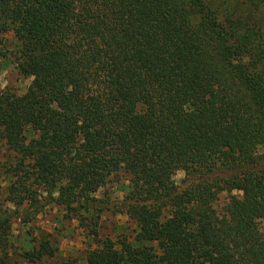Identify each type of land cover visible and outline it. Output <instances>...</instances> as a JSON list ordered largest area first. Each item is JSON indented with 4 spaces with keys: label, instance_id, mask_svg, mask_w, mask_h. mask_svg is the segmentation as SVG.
Instances as JSON below:
<instances>
[{
    "label": "trees",
    "instance_id": "trees-1",
    "mask_svg": "<svg viewBox=\"0 0 264 264\" xmlns=\"http://www.w3.org/2000/svg\"><path fill=\"white\" fill-rule=\"evenodd\" d=\"M8 33L32 80L0 93L11 203L83 211L99 238L87 215L123 174L136 235L85 264H264V0H0V61ZM57 253L44 239L21 257Z\"/></svg>",
    "mask_w": 264,
    "mask_h": 264
},
{
    "label": "rangeland",
    "instance_id": "rangeland-1",
    "mask_svg": "<svg viewBox=\"0 0 264 264\" xmlns=\"http://www.w3.org/2000/svg\"><path fill=\"white\" fill-rule=\"evenodd\" d=\"M20 43L13 33L6 35V47L10 55L8 60L0 61V93L11 91L23 95L31 85L32 80L20 75L11 56L19 49ZM13 162L14 156L0 143V215L8 216L11 221V237L6 249L0 245V256L8 252L14 264H29L21 257L24 252L38 248L42 240L49 239L52 246L58 250L57 256L36 264H85L88 254L97 249L100 243L118 242L125 237L134 239L137 227L125 214L129 182L123 174L111 180L95 195L101 203H106L94 205L95 210L85 214L89 220L92 216L94 219L100 216L97 220L99 238H95L91 234L92 226L89 221L85 222L84 227L78 220L83 217V211H80L79 218H76L69 215L66 208L47 202L40 196H37L36 203H11L9 188L14 179L5 174V167ZM181 173L183 172L174 177L179 191L187 187L185 174L180 175ZM224 199L223 197L221 203H225ZM262 230L264 233V223Z\"/></svg>",
    "mask_w": 264,
    "mask_h": 264
},
{
    "label": "clouds",
    "instance_id": "clouds-1",
    "mask_svg": "<svg viewBox=\"0 0 264 264\" xmlns=\"http://www.w3.org/2000/svg\"><path fill=\"white\" fill-rule=\"evenodd\" d=\"M180 175H183V173H181Z\"/></svg>",
    "mask_w": 264,
    "mask_h": 264
}]
</instances>
